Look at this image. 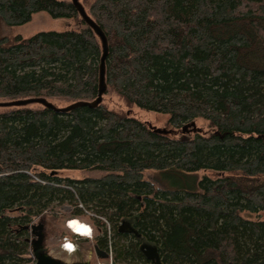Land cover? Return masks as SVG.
I'll return each instance as SVG.
<instances>
[{
    "label": "trees",
    "instance_id": "obj_1",
    "mask_svg": "<svg viewBox=\"0 0 264 264\" xmlns=\"http://www.w3.org/2000/svg\"><path fill=\"white\" fill-rule=\"evenodd\" d=\"M80 2L107 38L106 91L65 112L1 107L0 264L32 263L26 226L62 205L91 219L93 246L106 250L110 227L117 264H155L119 231L126 219L160 264H264V0ZM41 11L83 27L0 35V101L92 102L101 44L71 0H0V23ZM107 93L127 110L109 108ZM133 107L167 115L175 132H154ZM195 119L207 130L181 131ZM71 170L100 175H60Z\"/></svg>",
    "mask_w": 264,
    "mask_h": 264
},
{
    "label": "rangeland",
    "instance_id": "obj_2",
    "mask_svg": "<svg viewBox=\"0 0 264 264\" xmlns=\"http://www.w3.org/2000/svg\"><path fill=\"white\" fill-rule=\"evenodd\" d=\"M83 4L87 8V5L92 0H82ZM83 27L82 23H77L73 19L68 18H53L46 12H37L32 15V19L22 25L19 26H8L5 23H0V35H16L20 34L23 37H29L35 34L38 31H46V30H69V29H79ZM53 102L58 106H63L66 104L65 101L53 100ZM103 102L111 109L125 111L127 107L125 106L122 99H120L117 95L113 93H107L104 95ZM3 109L0 107V110ZM129 113L134 115L135 117L150 123L155 127H165L170 129V125L167 124V115L159 114L155 112H148L136 107L130 108ZM195 124L198 128H201L203 131H206L207 124L202 119H195ZM189 131L186 134H190ZM215 176L216 173L213 171H199L197 172V176L201 177L202 175ZM61 176H70L74 178H80L85 175L97 176L100 175V172H87V171H62L60 172ZM144 178L146 180L151 181L153 184L159 187H164L167 183L162 179V176L159 172L153 170H146L144 172ZM68 209L66 205H62L59 208H56L58 211L56 213V217H53L51 214H46L34 220L35 224H39L40 227V247L41 251L46 255L53 257L54 259L62 262L64 264V260L66 254L63 253L59 247L63 237L65 236H73L69 232V230L65 227V222L70 219L69 216L65 215L64 212ZM261 217L264 216V212H260ZM242 216L248 219H256L255 214H250L248 212H243ZM81 220L91 224L92 221L88 217H81ZM93 227V226H92ZM94 228V227H93ZM97 234L96 229L94 228V237ZM30 240H34L36 237L30 233ZM79 241L78 251L71 256L72 264H97L99 259L96 258L93 250V242L87 241L84 242L85 238H76Z\"/></svg>",
    "mask_w": 264,
    "mask_h": 264
},
{
    "label": "water",
    "instance_id": "obj_3",
    "mask_svg": "<svg viewBox=\"0 0 264 264\" xmlns=\"http://www.w3.org/2000/svg\"><path fill=\"white\" fill-rule=\"evenodd\" d=\"M71 2L77 9L80 18L93 29L95 35L98 37L100 44H101V55H100L99 69H98L99 89H98L97 97L95 98V100H93L92 102L77 101V102L71 103L64 107H57L50 101L46 100L45 98L32 97V98L15 99V100H10V101H0V107L24 106V105H28L32 103H39L54 111L65 112L76 106L84 105V104L88 106H96L102 101V95L106 91L105 59L108 54L107 38L104 32L102 31V29L87 14L86 9L84 8L80 0H71ZM147 124L156 133L169 134V133L175 132L174 130L168 129L165 127L152 126L148 122ZM188 127H189V131L191 132L200 130V128L196 126L195 121H191L189 123L184 124L181 128V131L188 132ZM40 227L41 226L39 224H35V223L29 226H26V228H28L31 231V233L36 237L34 240H30V238H27V241H30L32 245V256L34 258V262L29 263V264H63L62 262L54 259L51 256L46 255L44 252L41 251ZM119 231L133 235L135 239L140 241L139 250L144 255V257L150 261H153L155 264H160L159 254H158L156 245L153 242H150L141 236V234L134 227L133 219L123 220L122 223L120 224ZM93 250H94V254L96 258L101 259V260L108 258V254L103 249L98 248L96 245L93 246ZM112 264H116V263L112 262Z\"/></svg>",
    "mask_w": 264,
    "mask_h": 264
},
{
    "label": "clouds",
    "instance_id": "obj_4",
    "mask_svg": "<svg viewBox=\"0 0 264 264\" xmlns=\"http://www.w3.org/2000/svg\"><path fill=\"white\" fill-rule=\"evenodd\" d=\"M65 227L73 236L63 237L59 247L63 253L66 254L64 264H72L71 256L76 253L79 248V241L76 238H87L88 240L94 239V228L91 224L74 217L65 222Z\"/></svg>",
    "mask_w": 264,
    "mask_h": 264
},
{
    "label": "built area",
    "instance_id": "obj_5",
    "mask_svg": "<svg viewBox=\"0 0 264 264\" xmlns=\"http://www.w3.org/2000/svg\"><path fill=\"white\" fill-rule=\"evenodd\" d=\"M35 179L38 180L37 177H35ZM108 231H109V234H108V246H107L106 250L104 249V251L108 254V258H106L104 260H99L97 264H112V262H115L114 259H113L112 240H111V233H110V227L109 226H108Z\"/></svg>",
    "mask_w": 264,
    "mask_h": 264
},
{
    "label": "bare ground",
    "instance_id": "obj_6",
    "mask_svg": "<svg viewBox=\"0 0 264 264\" xmlns=\"http://www.w3.org/2000/svg\"><path fill=\"white\" fill-rule=\"evenodd\" d=\"M70 219H72V218H70ZM69 220V219H68Z\"/></svg>",
    "mask_w": 264,
    "mask_h": 264
},
{
    "label": "flooded vegetation",
    "instance_id": "obj_7",
    "mask_svg": "<svg viewBox=\"0 0 264 264\" xmlns=\"http://www.w3.org/2000/svg\"><path fill=\"white\" fill-rule=\"evenodd\" d=\"M30 233H31V231H30Z\"/></svg>",
    "mask_w": 264,
    "mask_h": 264
}]
</instances>
